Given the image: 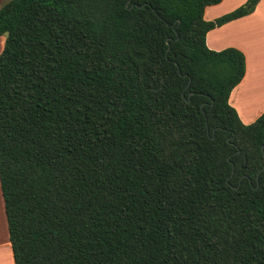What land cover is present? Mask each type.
<instances>
[{
    "label": "trees",
    "instance_id": "trees-1",
    "mask_svg": "<svg viewBox=\"0 0 264 264\" xmlns=\"http://www.w3.org/2000/svg\"><path fill=\"white\" fill-rule=\"evenodd\" d=\"M10 0L0 192L14 264H264V112L206 33L246 0Z\"/></svg>",
    "mask_w": 264,
    "mask_h": 264
},
{
    "label": "crops",
    "instance_id": "crops-1",
    "mask_svg": "<svg viewBox=\"0 0 264 264\" xmlns=\"http://www.w3.org/2000/svg\"><path fill=\"white\" fill-rule=\"evenodd\" d=\"M245 1L221 0L205 7L203 17L213 20ZM205 42L213 50L232 46L244 53L245 74L231 90L229 103L243 123L253 122L264 112V0H259L251 13L209 30ZM258 90L260 93L256 95ZM0 264H14L8 234L6 238L0 236Z\"/></svg>",
    "mask_w": 264,
    "mask_h": 264
},
{
    "label": "rangeland",
    "instance_id": "rangeland-1",
    "mask_svg": "<svg viewBox=\"0 0 264 264\" xmlns=\"http://www.w3.org/2000/svg\"><path fill=\"white\" fill-rule=\"evenodd\" d=\"M8 1H10V0H0V8L5 3H7ZM5 38H6V34H1L0 35V53L2 51ZM262 53L264 55V51ZM259 93L260 92L258 90L257 93H256V95H258ZM0 236H2V238H6L7 237L6 220H5L4 207H3V199H2L1 192H0ZM3 253H6V251L5 252L3 251Z\"/></svg>",
    "mask_w": 264,
    "mask_h": 264
}]
</instances>
